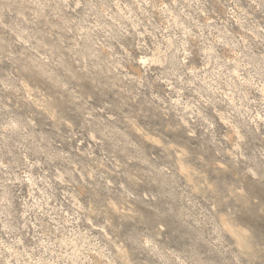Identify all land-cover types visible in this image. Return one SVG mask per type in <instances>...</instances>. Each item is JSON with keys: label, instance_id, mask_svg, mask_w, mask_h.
<instances>
[{"label": "rangeland", "instance_id": "obj_1", "mask_svg": "<svg viewBox=\"0 0 264 264\" xmlns=\"http://www.w3.org/2000/svg\"><path fill=\"white\" fill-rule=\"evenodd\" d=\"M0 264H264V0H0Z\"/></svg>", "mask_w": 264, "mask_h": 264}]
</instances>
